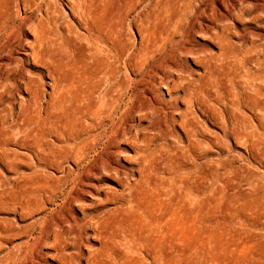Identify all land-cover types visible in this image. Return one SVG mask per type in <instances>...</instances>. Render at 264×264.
Segmentation results:
<instances>
[{"label": "rangeland", "instance_id": "rangeland-1", "mask_svg": "<svg viewBox=\"0 0 264 264\" xmlns=\"http://www.w3.org/2000/svg\"><path fill=\"white\" fill-rule=\"evenodd\" d=\"M42 1L40 6L22 9L17 25L20 21L27 26L43 23L49 36L57 38V44L48 45L46 59L54 71H66L65 56L92 43L77 23L73 7L79 0ZM105 3L119 12L125 7L124 0ZM151 6L150 71L143 72L142 81L135 89L137 115L131 121L125 119L133 127L95 146L77 167L69 161L62 165L63 169L42 168L44 174H52L54 185L36 196L25 190L23 209L0 204V264H103L108 261L163 264L164 259L168 264L165 253L151 252V247L144 243L142 235L151 230V220L137 207L136 201L133 204L121 199L102 201L111 188L122 190L121 180L140 176L142 159L145 183L133 191V198L146 197L150 180L151 193L152 188L159 189L163 200L181 196L178 187L181 171L172 163L170 155L173 150L182 151L187 146L185 115L196 125L201 141L200 180L210 186L209 173L215 168L225 177L217 178L212 185L216 213L206 224L217 232V248H230L231 232L239 224L236 221L239 219L230 213L231 201L249 190L245 181L233 180L234 174L238 169L250 170L257 166L264 170V166L251 160L246 147L247 135L264 126V0H151ZM68 22L75 25L69 44L63 42ZM19 28L16 34L21 31ZM136 30L129 28V35L139 38ZM27 32L28 35L23 33V39L28 49L34 34ZM5 58L0 57V63ZM26 62H13L4 67L2 79L11 71V79L22 74L34 80V88L41 98V111L34 122L52 126L53 135L49 137L58 142L55 134L64 126L75 124L76 115L57 105L49 68L34 59ZM18 90L12 80L0 89L3 92L0 116L10 120L25 109L23 101L29 93ZM190 99L194 100L192 104ZM189 105L192 113H186ZM109 131L113 133L115 127ZM133 135L138 147L146 149L148 154L136 155L137 146L131 145ZM145 137L147 142L143 141ZM23 151L21 173L30 177L39 168L38 161L34 154ZM70 168L72 172L66 175ZM18 174L0 164V179L8 184ZM59 177L64 179L62 187L56 183ZM74 177L77 184L71 193H61L63 187L69 188ZM186 193V197L191 195L189 191ZM117 205L121 211L109 217L106 236H98L99 221ZM130 226L133 230L136 227L137 235L131 234ZM178 254L174 251L170 256L174 258L172 264H178ZM202 261L194 262L201 264Z\"/></svg>", "mask_w": 264, "mask_h": 264}, {"label": "bare ground", "instance_id": "bare-ground-1", "mask_svg": "<svg viewBox=\"0 0 264 264\" xmlns=\"http://www.w3.org/2000/svg\"><path fill=\"white\" fill-rule=\"evenodd\" d=\"M105 1L79 0L74 3L77 23L84 29V36L92 40V43L86 49L82 48L65 56L68 66L66 71H54L46 57L49 54L48 45L57 44V38L49 36V30L43 23L27 26L20 21L17 25L22 9L40 6L43 1L0 0V57H7L6 61L0 63V89L5 88L8 81L12 80L19 89L18 92L24 89L29 93L28 98L23 101L25 109L16 118L9 120L7 116H0V164L6 169L19 172L10 184L0 179V204H11L19 210L23 209L25 190L36 196L54 185L52 174H44L42 168L60 169L69 161H73L77 167L95 146L107 141L111 135L118 134L121 130L126 133L133 127L125 119L131 121L137 115L135 89L142 81L143 72L150 71L151 0H124L125 7L120 12L108 7ZM138 7H141L140 11L137 10ZM135 10L137 11L132 16L131 13ZM129 18L130 22L127 24ZM17 26H20L21 31L16 34ZM131 27L137 29L139 38L129 35ZM74 29L72 22L65 24L63 42L71 43ZM27 31L34 34L28 49L25 48L27 44L23 39V33L28 35ZM29 59L49 68L54 81L53 89L57 93V105L76 115L75 124L64 126L62 131L55 134L58 142L49 137L53 135L52 126L34 122L41 111L40 93L34 88V80L31 77L25 78L22 74L11 79V71H7V76L2 79L4 67L13 62L27 63ZM142 90L145 91L146 88L142 87ZM2 96L3 92H0V100ZM193 101L190 99L191 104ZM186 113H192L191 105ZM187 119L188 115H185L187 146L182 151L173 150L170 155L172 163L181 171L178 178L180 197L163 200V192L159 189L152 188L151 193L150 180L146 197L142 200L133 198V191L145 183L142 159L140 176L121 180L122 190L111 188L102 203L112 199H121L130 204L136 201L137 207H141L145 216L151 220V230L142 235L146 241L144 243L151 247V252L165 253L169 259L168 264L174 261L170 257L174 251L179 252L176 259L178 264H195L194 261L199 259L203 260L201 264H258L264 261V170L257 166L250 170L238 169L234 174L233 180L238 183L245 181L249 190L239 193L231 201L230 213L239 219H236L239 224L231 232L228 242L230 248H217V232L212 231L206 221L212 220L216 213L213 200L215 190L212 188L217 178L223 180L225 177L215 168L209 173L212 178L210 186L204 185L200 180L198 159L201 141L196 125ZM110 127H115L111 134ZM135 136L131 139V145L137 146V156H143L147 153L146 149L138 147ZM147 140L148 138H143V141ZM246 147L251 160L264 166L263 125L256 132L247 135ZM219 148H223V145L219 144ZM23 150L34 154L38 161L39 168L30 177L21 173L25 156ZM71 172L72 168L66 175ZM70 181L69 188L63 187L61 193H71L77 184V178ZM56 183L62 187L64 179L59 177ZM186 191L190 192L189 197H186ZM151 195L155 196L152 200ZM120 211L121 206L117 205L108 211L107 217L99 221L98 236H106L109 217ZM130 229L133 236L137 235L136 227L133 230L130 226ZM220 239L222 240V236ZM165 262L164 259L162 263L166 264ZM103 264L111 263L108 261Z\"/></svg>", "mask_w": 264, "mask_h": 264}]
</instances>
